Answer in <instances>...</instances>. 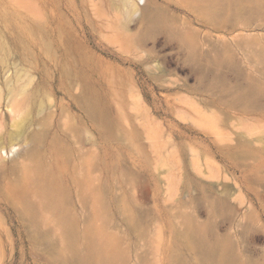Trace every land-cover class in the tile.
I'll return each instance as SVG.
<instances>
[{"label": "rangeland", "instance_id": "obj_1", "mask_svg": "<svg viewBox=\"0 0 264 264\" xmlns=\"http://www.w3.org/2000/svg\"><path fill=\"white\" fill-rule=\"evenodd\" d=\"M144 1L0 0V264H264V0Z\"/></svg>", "mask_w": 264, "mask_h": 264}, {"label": "bare ground", "instance_id": "obj_2", "mask_svg": "<svg viewBox=\"0 0 264 264\" xmlns=\"http://www.w3.org/2000/svg\"><path fill=\"white\" fill-rule=\"evenodd\" d=\"M139 11L141 12V14H145V12H146V2L144 0H143L142 8H138L136 4H131V12L133 14H136ZM10 153H11V156H14L16 154V151L13 150V151H10ZM49 198H50V200H55L54 199L55 195L53 192H49ZM53 204L57 205L56 203H53ZM62 222H63V225H64L65 229L67 230V232L71 236H74V226L72 224V221L67 216H63ZM195 236H196V231H194V237ZM198 237H200V236H198ZM195 241H196V239H195ZM199 241H201V238ZM209 249H212V248H209ZM214 250L215 249H212V251L211 250L210 251L213 253ZM225 251L226 250L222 251V254H224ZM205 252H207V251H205ZM208 252H207V254H208ZM215 252H216V250H215ZM214 256H215V253H214V255L211 256V258L212 257L214 258ZM221 256H220L221 260L220 259L219 260L222 264L223 258ZM229 259H230V257H229ZM115 260H116V258H115L114 252H112L110 249L108 250L107 248H102L92 241H90L88 243L86 253L81 256L82 264H115ZM216 261H217V259H216ZM227 261L228 260L225 259L223 263H225V262L227 263ZM228 263L232 264V261L229 260Z\"/></svg>", "mask_w": 264, "mask_h": 264}]
</instances>
